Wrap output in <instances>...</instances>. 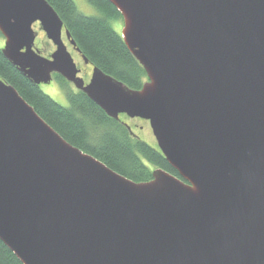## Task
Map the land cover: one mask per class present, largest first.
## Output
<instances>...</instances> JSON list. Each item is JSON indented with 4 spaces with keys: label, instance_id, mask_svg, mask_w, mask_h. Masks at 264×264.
I'll return each instance as SVG.
<instances>
[{
    "label": "water",
    "instance_id": "95a60500",
    "mask_svg": "<svg viewBox=\"0 0 264 264\" xmlns=\"http://www.w3.org/2000/svg\"><path fill=\"white\" fill-rule=\"evenodd\" d=\"M108 2L140 89L98 66L85 84L47 0H0L1 52L37 86L56 73L108 118L146 120L180 177L122 176L0 80V240L22 264H264V0Z\"/></svg>",
    "mask_w": 264,
    "mask_h": 264
},
{
    "label": "trees",
    "instance_id": "16d2710c",
    "mask_svg": "<svg viewBox=\"0 0 264 264\" xmlns=\"http://www.w3.org/2000/svg\"><path fill=\"white\" fill-rule=\"evenodd\" d=\"M47 1L57 11L81 55L92 66H98L129 88H141L146 81L145 71L126 49L120 34L111 27L110 18L120 17V13L108 0H87L92 8L100 12L95 16L81 13L73 0ZM1 47L2 44L0 80L14 86L38 115L71 145L136 182L151 180V172L155 168L180 177L157 147L130 134L125 124L108 118L81 91L66 86L68 106L59 105L11 65L2 54ZM55 78L66 82L58 74ZM0 264H22L1 240Z\"/></svg>",
    "mask_w": 264,
    "mask_h": 264
},
{
    "label": "rangeland",
    "instance_id": "374dc122",
    "mask_svg": "<svg viewBox=\"0 0 264 264\" xmlns=\"http://www.w3.org/2000/svg\"><path fill=\"white\" fill-rule=\"evenodd\" d=\"M73 1L76 7L78 8V10L83 14L95 16V14L100 13L98 10H96V8H92V6L88 4L87 0H73ZM110 20H111L110 21L111 27L114 28V30L118 32L121 37V27L123 23L122 17L112 16ZM33 29L34 31H37V36L34 39L35 47L38 49L39 53L42 56L44 55L46 57H49V54L52 53L55 46L52 44V42H50L46 38L44 31H41L39 29V24L37 22L33 25ZM3 41H4V38L1 35L0 44H2ZM63 41H65V43L67 44V49L68 51L71 52L74 62H77L78 65L84 68L82 71L83 73L82 74L80 73L79 76L81 77L90 76L91 75L90 70H89L90 73L87 74L88 69L87 70L85 69L84 64L82 60L80 59V56L78 55V53L71 51L72 49L69 43L65 40V38H63ZM66 86L67 87L69 86L70 89H73L72 84L63 82L59 78H55V76H53L50 83L45 84V85L41 84L40 88L44 94L49 95L59 105H62L63 107H67L68 106L67 105L68 103L67 94H65ZM120 119L129 125L131 131L134 132V134H136L140 140L145 141L147 144H149L152 147L154 146L157 147L155 137L153 136V133H151V128L149 126V123L146 120L138 119V118L131 119L127 117L126 115H122V114L120 116Z\"/></svg>",
    "mask_w": 264,
    "mask_h": 264
},
{
    "label": "flooded vegetation",
    "instance_id": "af4514ba",
    "mask_svg": "<svg viewBox=\"0 0 264 264\" xmlns=\"http://www.w3.org/2000/svg\"><path fill=\"white\" fill-rule=\"evenodd\" d=\"M70 47H71V45H70ZM71 49H72V47H71ZM71 51H73V52H76L77 53V51H74L73 49L71 50ZM50 55V54H49ZM78 55L80 56V59H81V55L78 53ZM77 63V62H76ZM83 64H84V62H83ZM77 66H78V68H79V72L82 74L83 72V67L82 66H80V65H78V63H77ZM84 67H85V69L87 70L88 69V73L87 74H89L90 72H91V69H92V65H91V63L90 62H88V63H86V64H84ZM89 70H90V72H89ZM79 73V74H80ZM56 74V73H55ZM55 74H53V76H55ZM53 76H52V78H53ZM83 78V81H84V83L85 84H87V82H88V80H89V78H90V76H83L82 77ZM76 90V89H75ZM122 115H125V114H122ZM121 116V115H120ZM139 119V118H138ZM117 121H119L120 123H125V122H123L121 119H120V117H119V120H117ZM126 124V123H125ZM134 133V132H133ZM135 137H137V135H134ZM137 138H139V137H137Z\"/></svg>",
    "mask_w": 264,
    "mask_h": 264
}]
</instances>
